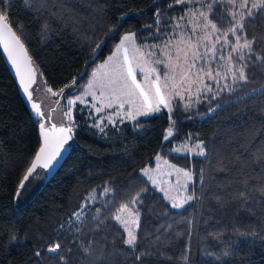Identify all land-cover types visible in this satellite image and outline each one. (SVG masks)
I'll return each instance as SVG.
<instances>
[{"label":"trees","instance_id":"1","mask_svg":"<svg viewBox=\"0 0 264 264\" xmlns=\"http://www.w3.org/2000/svg\"><path fill=\"white\" fill-rule=\"evenodd\" d=\"M169 2L159 0L157 6L164 9ZM13 3V20L23 24L22 38L38 72L43 73L39 79L41 83L46 80L42 85L51 86L53 91L71 83L72 78L84 70L85 61L91 59L92 46L84 37L92 36L98 42L108 27L118 24L125 14L127 22L120 31H140L142 25L153 22L155 11L153 0H57L52 11L62 9L63 17L51 18L45 14L37 20L23 0H13ZM179 10L177 6L167 15H175ZM45 19L50 29L42 40L41 27ZM250 25V36L264 37V15H257ZM141 35L147 33L141 31ZM112 43L115 40L109 45ZM258 47L264 48V44ZM110 51L111 47H106L96 62ZM94 66L89 65L88 71ZM86 80V76L84 80L77 79V86ZM250 80L236 92L212 102L211 106L216 109L212 113H208V102L188 113L178 110L177 135L170 141L162 140L168 127L166 112L143 120L142 130L134 131L132 124L126 123L118 129L109 127L107 134L101 135L90 127L85 113L79 112L76 106L73 114L78 127L62 166L44 185V175L30 180L22 196L15 199L25 161L35 154L40 140L38 123L24 104L0 52V264H57L49 259L53 254L42 252L43 259L38 261L33 253L41 244L51 242L52 230L66 223L92 190L97 201L85 210L88 219L80 238L85 246L89 238L93 240V252L91 255L83 253L79 244L68 236V247L72 251L64 255L68 257V264H124V257L120 255L125 251L120 240L122 229L116 222L105 219L108 212L105 204L111 198L118 206L143 187L147 191L142 194L143 204L139 206L137 251L152 247L157 255L146 257L140 264H184L159 255V251H165L170 256H178L183 245L190 248L189 264H264V201L257 194L256 201L241 208L240 201H232L229 195L243 188L240 181L244 175L254 174L252 169L257 166L242 167L239 162L229 164L228 161L234 155L249 159L256 149L264 146V92L259 91L264 86V73L259 67ZM252 89L257 92L253 94ZM189 134L193 137L198 134L206 142L210 163L200 157L186 159L183 155L168 153L174 143L184 141ZM157 153L179 167L191 164L197 171L205 168L203 188L198 178L195 182L196 194L202 193L201 199L182 209L170 207L139 173L141 168L152 164ZM219 159L224 160L228 171L216 170ZM256 183L249 181V184ZM106 184L114 190L111 197L100 195ZM215 196L230 202L218 204ZM97 208L103 209L99 215ZM97 215L98 221H93L92 216ZM189 220L192 221L191 237L187 236ZM97 222L100 226L93 231ZM236 228L241 232L255 230L259 235L238 236ZM13 232L27 244L26 248L9 245L8 237ZM178 232L185 234L179 240L176 239ZM210 232L221 233L220 239L208 235ZM224 251L229 255H222ZM207 252L214 255H206Z\"/></svg>","mask_w":264,"mask_h":264},{"label":"snow or ice","instance_id":"2","mask_svg":"<svg viewBox=\"0 0 264 264\" xmlns=\"http://www.w3.org/2000/svg\"><path fill=\"white\" fill-rule=\"evenodd\" d=\"M158 2L159 0H153V22L142 25L140 31H120L127 22L125 14L119 18L118 24L108 27L98 42L92 36L84 37L92 46L91 59L85 61L84 70L59 91H53L51 86L44 89L51 97L66 99V104H61V99H57L55 106L45 102L42 108L41 103L36 102L41 99V89L39 86L33 89V85H38V66L22 38L24 26L13 20V0H0V47L14 69L22 91L26 93L34 116L37 117L40 137L35 154L25 161L15 199L22 196L30 180L46 176L59 163L65 145L73 139L74 130L78 127L73 114V108L78 103L84 105L80 111H88V119L93 121L90 127L101 135H106L109 127L118 129L126 123L132 124L134 131L142 130L143 120L166 112L168 127L162 140L170 141L177 135L178 110L188 113L201 103L208 102V113H212L216 111L211 106L212 102L224 94L236 92L242 84L250 83V76L258 67L264 73V48L258 47L264 44V37L249 35L252 31L250 21L257 15H264V0H170L164 9L157 6ZM23 3L37 20L45 14L51 18L63 17L62 9L52 11L57 0H23ZM177 6L180 10L175 15L168 16L167 12L175 10ZM49 29V21L43 20L42 40L48 36ZM141 31L147 35H141ZM113 40L115 43L109 45ZM109 46L110 54L97 63L100 54ZM89 65H95L90 72ZM39 75L42 77L43 73ZM85 76L86 82L77 86V79L84 80ZM42 83L46 84L47 81ZM76 91H80V94L75 95ZM259 91L264 92V86ZM34 92L37 93L35 98ZM69 92L72 93L71 97L68 96ZM255 92L257 89H252V93ZM43 99L47 101L46 97ZM64 107H67V111L62 110ZM241 147L247 151L245 145L242 144ZM173 153L182 154L186 159L200 157L204 162L210 163L208 145L198 134L195 137L189 134L179 146L170 150L169 154ZM154 161V168L146 166L140 170V174L163 194V198L170 202L172 208L182 209L190 205V202L202 198V193L200 196L196 194L195 182L198 178L203 188L204 167L198 171L191 164L188 167H179L160 153L156 154ZM238 162L242 167L256 165L259 171L253 168L254 174L251 175L241 172L244 175V179L240 181L243 188L229 194L230 199L240 201L241 208L250 201H256L257 194L264 201V146L256 149L249 159L242 160L241 156L234 155L228 161L229 164ZM217 165V171L229 170L223 159L217 160ZM163 177L167 179H162ZM250 180L257 183L249 184ZM146 191V187L140 188L118 206L111 198L105 204L108 209L105 219L116 222L122 228L120 240L125 251L120 255L124 257V264H140L146 257L157 255L152 247L137 251L140 244L137 232L141 218L139 206L143 204L141 197ZM113 192L106 184L100 195L111 197ZM214 199L221 205L230 202L220 196H215ZM96 201L95 190H92L79 209L71 213L66 223L52 230L51 242L38 246L33 256L39 261L43 259L42 252H46L53 254L49 259L57 261V264H68V257L64 255L65 252L70 254L72 251L68 247V236L79 244L83 253L91 255L93 240L89 238L85 246L80 237L88 219L85 210ZM102 211V208L96 209L98 215ZM98 215L92 216V220L98 221ZM100 222L96 223L93 231L99 228ZM188 225L187 236L191 237V220ZM234 231L238 236L259 235L255 230L241 232L236 228ZM184 235L178 232L176 239L179 240ZM208 235L217 240L221 237L219 232H210ZM114 241L115 237L113 243ZM8 243L15 247H27L15 232L9 235ZM189 252L190 248L183 245L178 256H170L165 251H159V255L168 260L189 264ZM206 255L213 256L214 253L207 252ZM222 255L227 256L229 252L224 251ZM215 258L219 260L220 256Z\"/></svg>","mask_w":264,"mask_h":264},{"label":"water","instance_id":"3","mask_svg":"<svg viewBox=\"0 0 264 264\" xmlns=\"http://www.w3.org/2000/svg\"><path fill=\"white\" fill-rule=\"evenodd\" d=\"M0 52H1V55L3 57V60L7 66V68L9 69L11 75L13 76L16 84H17V87L19 89V92H20V95L24 101V104L26 105L30 115L32 116V118L37 121V117L34 116L33 114V110L31 109L30 107V102L26 99V93H24L22 91V87L19 85L18 83V77L15 75V71L14 69L12 68L10 62L7 60L6 58V54L3 52V49L2 47H0ZM37 80H39V72H38V75H37ZM35 85H33L34 87ZM37 103H39V101H36ZM38 134H39V131H38ZM39 140H40V137H39ZM71 141L68 142L67 145H65V150L63 151L62 153V157L59 159V163H57L56 167L53 168L51 170V172H49L46 176H44V180H43V185L48 182L53 176L54 174L57 172V170L62 166L63 162L65 161L66 157L68 156V154L70 153V150H71V144H70ZM39 147V146H38ZM22 179V178H21ZM43 185L41 186V188L43 187Z\"/></svg>","mask_w":264,"mask_h":264},{"label":"rangeland","instance_id":"4","mask_svg":"<svg viewBox=\"0 0 264 264\" xmlns=\"http://www.w3.org/2000/svg\"><path fill=\"white\" fill-rule=\"evenodd\" d=\"M105 59V58H104ZM103 59V60H104ZM103 60H101L100 62H102ZM100 62H98V63H100ZM37 86H39L40 87V89H41V91L39 92V96L41 97V99H37V101H39V103H41V105H42V108H43V105H44V103L45 102H47V103H49L51 106H55V101L57 100V99H61V104H66V99H63V98H60V97H51L50 96V94H48L46 91H44V89H46V87H44L43 85H42V83H41V81H40V79L38 80V85H35L34 87H33V89H35V88H37ZM70 94H72L71 92H69L68 93V96L69 97H71V95ZM80 94V92L79 93H76L75 95H79ZM36 95H37V93L36 92H34V98L36 97ZM47 98V101H45L43 98ZM90 99V98H89ZM76 106H78L79 107V109H78V111L79 112H81L80 111V109H82V108H84V105H80L79 103L76 105ZM75 106V107H76ZM74 107V108H75ZM74 108H73V112H74ZM63 111H67V107H64L63 109H62ZM84 113H85V115H86V118L88 119V115H89V113H88V111L87 110H84L83 111ZM93 121L92 120H90V119H88V123L91 125V123H92ZM183 142V141H182ZM182 142H179V143H174L169 149H168V153L170 152V150L173 148V147H175V146H179ZM173 154H175V153H173ZM175 155H182V154H175ZM165 158V157H164ZM166 159V158H165ZM171 163V162H170ZM144 167H146V166H144ZM143 167V168H144ZM147 167H152V168H154L155 167V161H154V158H153V160H152V164L150 165V166H147ZM142 169V168H141ZM140 169V170H141ZM140 170H139V173H140ZM165 171H167V169H165ZM141 175V174H140ZM146 181H147V178L146 177H143ZM162 179H167V177H163ZM173 181H174V178H173ZM150 185H151V183L150 182H148ZM151 187H153L152 185H151ZM154 188V187H153ZM159 194H161L162 195V197H163V194L162 193H160L156 188H154ZM165 200V199H164ZM169 205H170V207H171V204H170V202L169 201H167V200H165ZM122 229V228H121Z\"/></svg>","mask_w":264,"mask_h":264}]
</instances>
